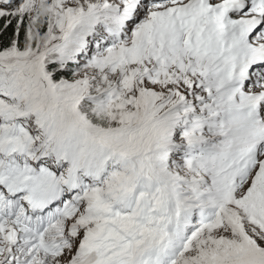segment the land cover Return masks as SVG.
Here are the masks:
<instances>
[{
    "label": "snow or ice",
    "instance_id": "6c2138e0",
    "mask_svg": "<svg viewBox=\"0 0 264 264\" xmlns=\"http://www.w3.org/2000/svg\"><path fill=\"white\" fill-rule=\"evenodd\" d=\"M0 264H264V0H0Z\"/></svg>",
    "mask_w": 264,
    "mask_h": 264
}]
</instances>
